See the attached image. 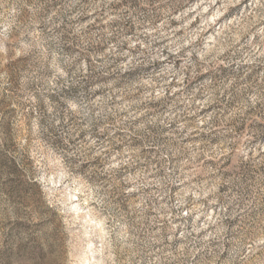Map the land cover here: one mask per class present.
Instances as JSON below:
<instances>
[{"label":"rangeland","instance_id":"rangeland-1","mask_svg":"<svg viewBox=\"0 0 264 264\" xmlns=\"http://www.w3.org/2000/svg\"><path fill=\"white\" fill-rule=\"evenodd\" d=\"M0 264H264V0H0Z\"/></svg>","mask_w":264,"mask_h":264}]
</instances>
